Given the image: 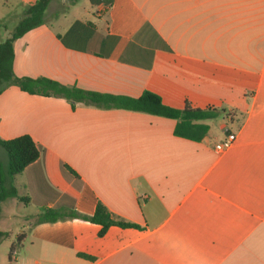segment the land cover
<instances>
[{
  "label": "crops",
  "instance_id": "crops-1",
  "mask_svg": "<svg viewBox=\"0 0 264 264\" xmlns=\"http://www.w3.org/2000/svg\"><path fill=\"white\" fill-rule=\"evenodd\" d=\"M32 1H23L25 14ZM49 7L42 25L14 41L17 75L129 96L148 89L170 106L189 102L218 113L207 135L191 140L174 134L172 118L86 103L72 108L64 97L7 87L0 137L28 134L40 151L15 176L18 197L0 203V219L9 200L32 219L14 231L0 227L21 235L11 259L264 264V0H73L65 11ZM7 37L0 33V42ZM229 132L237 141L217 152ZM0 158L7 160L1 148ZM98 202L138 226L112 225L100 235V224L81 218L34 223L43 207L92 215Z\"/></svg>",
  "mask_w": 264,
  "mask_h": 264
},
{
  "label": "trees",
  "instance_id": "trees-1",
  "mask_svg": "<svg viewBox=\"0 0 264 264\" xmlns=\"http://www.w3.org/2000/svg\"><path fill=\"white\" fill-rule=\"evenodd\" d=\"M51 0H34L29 3L26 14L20 19L9 37L0 42V93L10 85L21 90L42 96H60L67 99L75 108L78 103H86L101 108H121L131 111L145 112L176 120L174 134L191 140H201L209 129V119L217 116L215 108H199L189 102L182 108L170 106L163 102L162 97L151 90H144L139 96L112 94L88 90L76 85L64 84L46 76H19L14 70V41L29 30L45 22V12ZM0 148L5 152L7 160L0 158V203L5 199L18 197L15 176L33 163L40 154L38 145L32 136L23 134L17 137L3 139L0 137ZM69 169L77 174L72 168ZM19 198L30 202L29 196ZM1 209V207H0ZM70 218H81L101 225L99 234L104 235L112 225L122 227H137L138 224L123 220L115 216L102 202H98L92 215L82 214L74 209L60 207H43L34 217V223L54 222ZM8 236V232L0 230V240ZM15 249L10 248V258ZM90 259L92 256L80 253Z\"/></svg>",
  "mask_w": 264,
  "mask_h": 264
},
{
  "label": "rangeland",
  "instance_id": "rangeland-1",
  "mask_svg": "<svg viewBox=\"0 0 264 264\" xmlns=\"http://www.w3.org/2000/svg\"><path fill=\"white\" fill-rule=\"evenodd\" d=\"M23 1L24 0H0V33L6 32L10 36L14 31L18 21L25 15L26 7L24 6ZM72 1L73 0H52L49 7V13H53L55 11H65ZM240 118L241 117H239V119ZM220 121L221 120H216L214 122L219 123ZM8 202L9 203H4V207L2 209L3 216L0 219V227H8V229L10 228L11 230H13L21 222L24 225L26 223L27 225H30V221H32V219H30L28 222L25 220L26 216L25 212L23 211L24 207L22 203H18L19 206H17L15 205V203H11V200H9ZM9 212H12L14 216L9 218ZM20 238V234H16V232H13L0 240V264H18L14 260V258H10V246L12 243H16L17 245ZM24 243L28 245L27 240H25ZM20 249L21 247L18 246L16 254L20 253Z\"/></svg>",
  "mask_w": 264,
  "mask_h": 264
},
{
  "label": "built area",
  "instance_id": "built-area-1",
  "mask_svg": "<svg viewBox=\"0 0 264 264\" xmlns=\"http://www.w3.org/2000/svg\"><path fill=\"white\" fill-rule=\"evenodd\" d=\"M237 141V133L229 132L223 139L216 142L215 149L217 152L222 153L232 147Z\"/></svg>",
  "mask_w": 264,
  "mask_h": 264
}]
</instances>
